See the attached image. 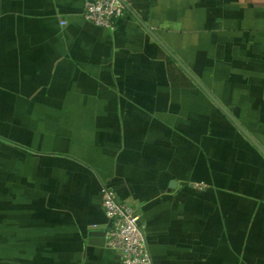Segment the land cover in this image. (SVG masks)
<instances>
[{
  "label": "crops",
  "instance_id": "0c3cea01",
  "mask_svg": "<svg viewBox=\"0 0 264 264\" xmlns=\"http://www.w3.org/2000/svg\"><path fill=\"white\" fill-rule=\"evenodd\" d=\"M86 1L0 0V264H121L104 185L155 264H264V154L171 55L264 149V0Z\"/></svg>",
  "mask_w": 264,
  "mask_h": 264
},
{
  "label": "built area",
  "instance_id": "2783aa9c",
  "mask_svg": "<svg viewBox=\"0 0 264 264\" xmlns=\"http://www.w3.org/2000/svg\"><path fill=\"white\" fill-rule=\"evenodd\" d=\"M129 0H87L84 18L99 27L116 30L118 23L127 13ZM205 183H193L203 190ZM102 206L111 226L106 230V245L117 251L121 264H155L151 255L146 232L141 225L138 211L130 204L118 199L116 192L104 185Z\"/></svg>",
  "mask_w": 264,
  "mask_h": 264
},
{
  "label": "water",
  "instance_id": "95a60500",
  "mask_svg": "<svg viewBox=\"0 0 264 264\" xmlns=\"http://www.w3.org/2000/svg\"><path fill=\"white\" fill-rule=\"evenodd\" d=\"M95 1V0H91ZM127 8L129 9V6L127 5ZM135 17L139 20V22L149 31V33L154 35L153 30H151L147 24L134 13ZM159 40V39H158ZM167 49V48H166ZM168 50V49H167ZM170 52V50H168ZM171 53V52H170ZM171 55L180 63V65L183 67V69L189 73L191 77H193L198 84L202 87V89L207 93V95L221 108V110L239 127V129L247 135L251 141L256 145V147L264 154L263 147L251 136V134L239 123V121L233 116L232 112L227 110L218 99L211 93V91L198 79L196 76L189 71V69L184 65L183 62L180 61L173 53ZM90 239L89 241L96 244V245H105L106 242V231L105 230H93L89 233Z\"/></svg>",
  "mask_w": 264,
  "mask_h": 264
}]
</instances>
